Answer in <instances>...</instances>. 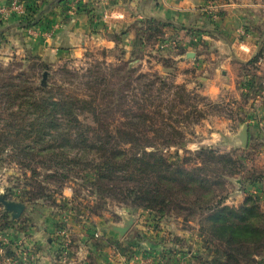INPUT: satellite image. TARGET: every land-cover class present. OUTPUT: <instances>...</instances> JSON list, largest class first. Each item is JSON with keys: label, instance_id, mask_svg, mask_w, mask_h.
<instances>
[{"label": "rangeland", "instance_id": "1", "mask_svg": "<svg viewBox=\"0 0 264 264\" xmlns=\"http://www.w3.org/2000/svg\"><path fill=\"white\" fill-rule=\"evenodd\" d=\"M150 28L153 30V26ZM152 42L147 47L154 46ZM113 57L112 53L93 49L86 59H64L46 66L37 60L16 59L0 48V196L25 205L23 214L12 220L0 204V264H210L217 258L215 243L201 234L197 215L171 212L160 218L154 212L113 199L100 202L90 185L94 175L90 161L96 155L65 142L59 146L65 131L62 121L59 129L37 135L34 101L42 94L43 73L47 72L43 88L54 96L61 91L87 98L94 95L86 85L89 70H126L124 61ZM132 67L135 73L130 80L114 78L115 106L111 114L101 115L100 126L90 115L87 119L78 117L81 126L97 128L84 138L93 140L109 130L119 143L143 142V138L136 140L130 133L126 125L130 119L124 111H137L138 101L153 117L151 123L156 127L163 121L182 133L181 137H171L178 146L161 147L164 157L179 160L189 169L203 160L196 156L200 148L211 149L215 156L228 155L236 161V173L223 175V185L215 195L224 204L238 208L247 189L264 216V118L254 107L256 98L264 99V86L255 78V66L244 67L239 73L243 90L240 97L223 95L216 103L199 95L196 87L187 89L166 80H162V87L157 74L145 73L135 64ZM138 74L153 80L154 96L155 90L162 88L159 97L152 100L146 96L150 101H143L140 95L144 80L136 81ZM122 94L128 95L125 105ZM105 102L99 99L96 109L104 110ZM157 111L161 115H155ZM243 124L251 127L249 137L254 138L246 148L229 142ZM78 132L83 140L82 132ZM147 136L157 145L162 142L150 131ZM40 140L47 151L39 152ZM24 146L31 149L24 150ZM221 168L218 162L216 169ZM130 219L133 223L123 236L111 229ZM218 258L223 257L219 254Z\"/></svg>", "mask_w": 264, "mask_h": 264}, {"label": "crops", "instance_id": "2", "mask_svg": "<svg viewBox=\"0 0 264 264\" xmlns=\"http://www.w3.org/2000/svg\"><path fill=\"white\" fill-rule=\"evenodd\" d=\"M23 1L33 10L28 11L30 18L40 23L24 28L21 19L11 18L0 24V48L16 59L48 66L85 58L95 49L167 82L196 87L212 103L223 95H242L239 73L244 67L254 65L255 78L264 86V0ZM9 2L0 0V5ZM151 20L169 24L159 26L160 41L150 38ZM168 40L177 47L160 50L158 44ZM149 41L154 46L147 47ZM255 55L256 62L248 66ZM254 107L264 118V99L256 98Z\"/></svg>", "mask_w": 264, "mask_h": 264}, {"label": "trees", "instance_id": "3", "mask_svg": "<svg viewBox=\"0 0 264 264\" xmlns=\"http://www.w3.org/2000/svg\"><path fill=\"white\" fill-rule=\"evenodd\" d=\"M24 6L26 14L20 18V24L24 28L38 25L40 20L30 18L28 14V11L33 12V10L26 7V4ZM158 22L147 21L149 27L153 26V30L150 28L151 32L154 31L152 35L150 34V38L154 41L161 40L159 26L169 25L162 22L157 24ZM257 56L253 57L248 66L256 62ZM122 61L126 70L122 67L112 68L109 73L98 67L89 70L86 85L94 91L91 97L81 98L62 94L61 91L56 97L41 87L42 94L34 101V111L38 113V123L34 124L38 126L37 135L45 136L50 130L59 129L62 121L65 124V131L61 133L59 146H64L63 142H65L70 147L81 146L85 151L96 155V159L90 161V166L94 170L90 185L92 194L100 202L105 203L106 199H113L131 207L154 212L160 218L171 212L179 215L182 213L189 216L197 215L200 217L201 234L209 237L210 243H215L213 244L217 258H213L210 264H264L262 255L264 216L255 205L253 197L246 189L244 193L247 195L245 194L243 204L235 208L224 204L223 199L215 195V190L223 185V175L236 173L233 171L236 161L234 162L228 155L215 156V152L211 149L200 148L196 156L203 160L189 169L180 164L179 160L169 161L162 155L161 147L178 146L179 144L171 137H181L182 133L163 121L159 127H156L151 123L153 117L145 112V106L140 105L138 101H135L137 111L130 108L124 111L127 120L130 119L126 124L131 130L130 133L136 140L143 138V142L119 143L109 130H106L102 137L94 136L93 140L90 137L84 138L89 131L95 133L97 128L81 126L78 117L83 116L87 119L86 115H90L93 123L100 126L101 115L111 114L115 106L114 78L120 76L123 80L126 78L130 80L131 74L135 73L131 61ZM155 77L162 82L161 86L165 87L162 78L157 75ZM135 80H144L140 95L143 101L149 100L146 96L152 100L155 96H160L162 88L155 90L154 96L152 89L154 82L147 80L145 74H138ZM129 85L126 82V86ZM179 96L182 98L181 95ZM121 98H124V105L127 104L128 95L122 94ZM99 99L106 101L107 106L104 110L96 109V102ZM172 107L174 108L175 105L172 104ZM155 115L161 113L157 111ZM78 131L82 132L83 140ZM149 131L157 136V140L162 141L160 145L148 138ZM40 143L41 145L37 146L39 152L47 151L48 149L42 146V140ZM25 149L31 148L24 146ZM218 162L222 166L221 170L216 169ZM219 254L222 259L218 258Z\"/></svg>", "mask_w": 264, "mask_h": 264}, {"label": "water", "instance_id": "4", "mask_svg": "<svg viewBox=\"0 0 264 264\" xmlns=\"http://www.w3.org/2000/svg\"><path fill=\"white\" fill-rule=\"evenodd\" d=\"M194 54H188V58H193ZM47 77V72H44L42 75L41 85L45 86V79ZM249 129L247 124H243L239 129L238 133L231 139L230 144L238 146L240 148H246L249 141ZM0 204L3 206L4 213L9 214L12 220L18 219L25 210V205L20 202H13L5 200L4 196H0ZM133 220L130 219L123 226H111V229L119 237L123 236L132 225Z\"/></svg>", "mask_w": 264, "mask_h": 264}, {"label": "built area", "instance_id": "5", "mask_svg": "<svg viewBox=\"0 0 264 264\" xmlns=\"http://www.w3.org/2000/svg\"><path fill=\"white\" fill-rule=\"evenodd\" d=\"M25 14L26 9L22 0H10L9 3L0 5V24L7 22L11 18L20 19L25 16ZM28 33L36 34V32L31 29H28ZM176 47L177 43L174 40L163 41L158 46L160 50H166L168 48L175 49Z\"/></svg>", "mask_w": 264, "mask_h": 264}]
</instances>
